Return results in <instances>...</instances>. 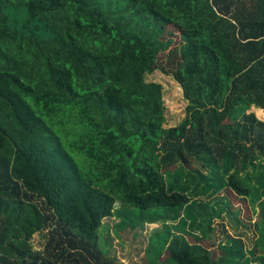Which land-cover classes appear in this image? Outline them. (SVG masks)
Returning <instances> with one entry per match:
<instances>
[{"label": "trees", "instance_id": "trees-1", "mask_svg": "<svg viewBox=\"0 0 264 264\" xmlns=\"http://www.w3.org/2000/svg\"><path fill=\"white\" fill-rule=\"evenodd\" d=\"M157 70L188 101L174 128L146 81ZM252 106L264 109V0H0V264H118L99 234L115 216L122 230L181 222L186 236L167 228L148 264H264ZM223 185L256 195L249 249L224 234L213 248L215 201L232 207Z\"/></svg>", "mask_w": 264, "mask_h": 264}, {"label": "rangeland", "instance_id": "rangeland-1", "mask_svg": "<svg viewBox=\"0 0 264 264\" xmlns=\"http://www.w3.org/2000/svg\"><path fill=\"white\" fill-rule=\"evenodd\" d=\"M175 44L181 42L179 33L173 30ZM163 59L164 56H162ZM147 82H154L161 84L163 87V103H164V117H165V124L164 128H174L178 126L182 120L185 118V109L188 105V101L184 98V90L179 83H177L174 78L171 76H167L163 74L160 70L155 71L153 74L146 76ZM249 111H255L256 115L264 120V109L255 108L252 106ZM199 168V166H196ZM207 175L211 174V170L206 171ZM202 190L206 187L205 184H201ZM226 186L223 185L221 190L215 188L216 197H227L230 203H232L229 208L223 204L224 202H220L221 199H216L215 202L217 204L216 210L217 213L220 212V209H225V213H222L221 219L216 217L214 222V226H216L217 235H219L220 239L218 245L214 246L213 248L218 252L221 253L219 246L221 244L229 245V239H225L227 235H231L232 238L241 239L243 242L244 248L252 247V239L251 233H253V229L251 231H246L249 228L252 222L253 225L256 223L257 219V205H253V202L257 200L256 195L254 194L251 198L248 197H241L232 192H225L224 189ZM195 188V187H194ZM220 189V188H219ZM211 196V195H210ZM215 197V198H216ZM202 199L205 200L204 196H201ZM210 200V197H209ZM119 205V204H118ZM116 205V208H118ZM235 207L236 209H234ZM243 220V226H237L236 219L238 218ZM251 221V222H250ZM120 222V217L115 216L111 218H107L104 220L102 227L99 230L100 234V242L101 247L104 250H108L109 254L112 257H115L118 264H148V250L150 246L153 244L152 242L164 235L167 228L171 230V236L173 238L175 236L185 235L183 226L179 220L169 221L166 223L157 222L155 224H145L144 226H139L137 228L128 227L124 230L119 229L117 224ZM220 226H224V231L222 232ZM237 228V229H236ZM204 229L207 230V224L204 225ZM189 231L190 229L187 228ZM211 231H208V234H211ZM198 236H202L201 231L196 230ZM223 234L225 237L223 238ZM186 236V235H185ZM212 236V235H211ZM187 243L190 245L198 241L197 238H190L188 237ZM225 239V240H223ZM34 245L35 250H43L45 246V238L43 233L35 234L31 240ZM210 243V242H209ZM208 243H204L206 245Z\"/></svg>", "mask_w": 264, "mask_h": 264}]
</instances>
